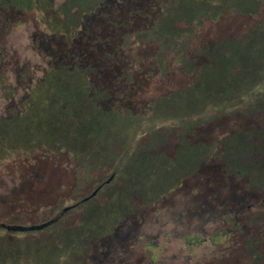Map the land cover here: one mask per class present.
I'll list each match as a JSON object with an SVG mask.
<instances>
[{"label":"rangeland","instance_id":"rangeland-1","mask_svg":"<svg viewBox=\"0 0 264 264\" xmlns=\"http://www.w3.org/2000/svg\"><path fill=\"white\" fill-rule=\"evenodd\" d=\"M0 264H264V0H0Z\"/></svg>","mask_w":264,"mask_h":264},{"label":"water","instance_id":"water-1","mask_svg":"<svg viewBox=\"0 0 264 264\" xmlns=\"http://www.w3.org/2000/svg\"><path fill=\"white\" fill-rule=\"evenodd\" d=\"M115 175H113L108 181H106L105 184H110L113 180H114ZM102 186L99 187L90 197L86 198L83 200V202L89 201L90 199L96 197L99 193V191L101 190ZM77 205H73L70 206L66 209H64L59 215L58 217H56L55 219L39 225V226H32V227H7L8 230L10 231H40V230H44L45 228L55 224L56 222H58L60 220V218H62L67 212H69L70 210L74 209Z\"/></svg>","mask_w":264,"mask_h":264}]
</instances>
